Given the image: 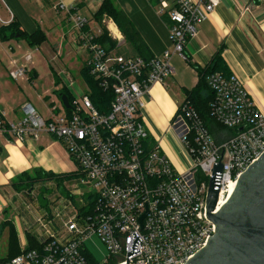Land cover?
Masks as SVG:
<instances>
[{"label": "built area", "instance_id": "2783aa9c", "mask_svg": "<svg viewBox=\"0 0 264 264\" xmlns=\"http://www.w3.org/2000/svg\"><path fill=\"white\" fill-rule=\"evenodd\" d=\"M147 1L167 21L172 48L161 58L115 55L100 42L104 33L115 47L120 42L110 17L104 15L103 28L92 30L76 4L57 0L54 5L67 15L74 43L86 55L88 76L110 100L99 111L88 89L71 96L70 108L62 106L63 116L52 104L49 119L29 103L15 122L0 112V135L23 143L46 133L64 146L75 165L74 175L62 185L49 179L17 193L14 202L9 199L11 206L19 200L15 210L25 219L35 247L0 264H185L215 234V224L205 215L213 164L222 165L215 214L230 184L264 152V114L239 79L219 73L207 78L213 94L209 111L224 130H232L230 135L213 137L192 105L183 101L171 129L190 168L179 173L151 139L141 117L144 98L173 73L172 55L188 60L187 41L196 37L198 25L221 0ZM25 75L26 67L9 73L15 81ZM35 187L45 193L36 195ZM93 235L108 252L100 262L85 254V242Z\"/></svg>", "mask_w": 264, "mask_h": 264}, {"label": "crops", "instance_id": "0c3cea01", "mask_svg": "<svg viewBox=\"0 0 264 264\" xmlns=\"http://www.w3.org/2000/svg\"><path fill=\"white\" fill-rule=\"evenodd\" d=\"M62 1L67 5L76 4L78 13L88 20L92 30L103 28L101 22L94 16L103 0ZM88 1L91 7L88 3L87 11L85 3ZM56 3L57 0H0V28L13 22L21 34L20 36L16 33L5 40L0 38V48H4L6 44L10 47L12 45L19 47L20 40L28 44L26 40L28 36L41 35L44 40L38 46L31 47L38 49L43 44L49 45L55 52L54 55L61 54L69 66L73 62L69 59V55H74L72 51L76 52L79 61V57L83 58L79 68L83 77L82 68L86 55L77 49L67 15L55 10ZM112 4L126 14L131 26L146 44L149 57L161 58L165 51H171L166 18H160L155 14L153 2L115 0ZM117 34H119L120 42L111 49L113 54L127 58L139 56L136 50L125 41L118 27ZM120 49L125 51L124 55L118 53ZM184 52L188 60L184 61L176 54L172 55L170 65L173 73L162 83L155 84L149 95L144 98L145 106L141 112L143 123L152 140H156L155 136L160 137L162 142H159L163 149L166 150L169 146L164 140L166 135L173 137L182 149L171 129L172 120L180 104L186 100L187 93L193 91L198 85L200 78L197 69L206 70L210 67L217 53L220 54L222 62L214 72L239 79L247 89L255 107L264 114V0H221L209 18L198 25L196 37L187 41ZM58 67L60 68L58 70L64 74L63 64L59 63ZM61 73L59 76L54 74L55 84L58 83L57 80H60ZM26 78L30 84H33L32 81L35 78L33 68L30 70L26 68V75L22 79L15 81L9 76L12 82H20L23 85ZM64 88L63 92L58 94L59 106L56 107L54 103H51L59 112L60 109L65 108L60 96L64 93L73 95L65 86ZM78 89L77 95L88 92L85 80L83 86L81 88L78 86ZM18 96L21 97L20 100L8 104L0 97V112L8 122L18 121L23 116L22 106L26 103L36 110L28 95ZM47 111L48 116L44 119H49L52 115L50 107ZM37 171L54 176L66 175L70 178L75 172V165L67 155L64 146L46 133H41L38 140L27 139L23 143L16 142L9 136L0 135V225L3 221H8L12 225L19 252L30 246L29 238L32 239V237L26 233L25 219L16 212L15 203L13 206L9 205V199L14 202L15 196L18 195L11 184L22 174ZM5 229L8 230V228ZM33 243H35L34 240ZM5 258L6 256L0 260Z\"/></svg>", "mask_w": 264, "mask_h": 264}, {"label": "rangeland", "instance_id": "374dc122", "mask_svg": "<svg viewBox=\"0 0 264 264\" xmlns=\"http://www.w3.org/2000/svg\"><path fill=\"white\" fill-rule=\"evenodd\" d=\"M110 1L112 3L115 2V0ZM88 3L91 7L90 1L86 2L85 6H87ZM115 5L118 7L116 3ZM88 9L89 8L87 6L86 10L88 11ZM18 45L19 47L12 45V48L6 44L4 45V48H0V97L3 99V102L8 104L12 103L13 101L20 100L21 97L18 95H28L30 102L36 108V111L43 118H46L48 116L47 108L51 103H54L56 107L59 106L58 94L63 92L65 89L64 86L75 96L77 95L76 91L79 90L78 86L80 88L83 86L84 80L79 71L81 60L83 58L79 57V61L76 57V52L71 50L74 55H69V59L73 60L72 64L69 66L68 63L64 61L61 54L60 56L54 55L55 52L51 50L49 45L47 46L46 44H43L40 46V48L35 49L34 47L29 46L23 40H20ZM127 49L130 50V48ZM123 52L125 51L120 49L118 53L124 55L125 53ZM59 63H62L65 67L62 69L64 74L58 70L60 69L58 67ZM20 67H26L28 70L31 68L34 69L35 78L32 81L33 84H30L28 78L25 79L24 85L20 82H12L9 79V73ZM59 73H61L60 80H57L58 83L55 84L56 78L54 74L59 76ZM63 115L64 111L60 109L59 116ZM155 139V142L157 144L159 143L158 146L161 147V151H163V153L169 158L179 173L190 168V164L188 162L189 160L185 151L179 147V145L174 141L173 137L171 138L170 135H166L164 139L167 141L166 145L167 143L169 145L167 146L168 148L166 147L167 151L162 148L161 143L159 142H162L160 137L155 136ZM40 191L41 189L39 187H35L33 193L39 195ZM19 203V200H16L15 205L18 206ZM8 245V230L4 229L0 234V258L7 255ZM85 254L90 259L96 260L97 262L104 260L108 256L105 246L96 235H93L91 238L86 240Z\"/></svg>", "mask_w": 264, "mask_h": 264}, {"label": "water", "instance_id": "95a60500", "mask_svg": "<svg viewBox=\"0 0 264 264\" xmlns=\"http://www.w3.org/2000/svg\"><path fill=\"white\" fill-rule=\"evenodd\" d=\"M60 100L70 108L65 95ZM221 167L213 164L205 206L215 234L185 264H264V152L239 176L230 197L213 214Z\"/></svg>", "mask_w": 264, "mask_h": 264}, {"label": "trees", "instance_id": "16d2710c", "mask_svg": "<svg viewBox=\"0 0 264 264\" xmlns=\"http://www.w3.org/2000/svg\"><path fill=\"white\" fill-rule=\"evenodd\" d=\"M104 14H106L108 17H111L113 19V21L116 23L117 27L123 34L125 41H127L136 50V52L140 57L144 59L151 58L147 53L146 44L144 43L138 32L131 26L129 19L127 18L126 14L123 11H121L118 8H115L114 5L111 3V1L103 0L98 12L94 16L100 22ZM12 23L13 22L9 23L6 27L0 28V38L2 40L14 36L16 33H19V35L21 36L20 32L15 27V24ZM26 40L30 46H38L44 40V38L41 35H36V36H28ZM100 42L102 44H106L107 49L109 50L114 48L116 44L114 41H112L110 38L106 36V33L103 34V37L101 38ZM221 62L222 60L220 54L217 53V55L211 61V66L209 65L210 67H207L206 70L197 69V73L199 74V78H200L198 85L195 87L193 91L187 93L185 100L188 101L195 109V111L198 113L201 121L203 122L204 126L209 131V133L217 139H219L220 136L224 135V133H226L227 135H230L232 133V130H228V131L224 130V128H222L211 117L209 111V105L210 102L213 100V94L211 93L208 87L207 77L215 73L214 72L215 68L220 66ZM82 70H83L82 74L84 80L86 81L88 89L90 90V95H89L90 99L92 100L94 106L99 111H105L107 109V103L110 100V95L104 94L102 91H100L96 86V84L88 76L87 71L84 69V67L82 68ZM62 95H65L68 101L71 100L70 95L66 93ZM49 179H54L57 184L62 185V182L68 179V176L66 175L54 176L53 174L43 173L40 171L33 172L31 174L24 173L17 180L12 182L11 187L17 193H23V192L26 193L38 183L47 181ZM44 193L45 192L41 190L39 196L41 197ZM5 228H8L9 231L8 253L5 259L9 260L19 255L20 252L18 251L17 248L14 228L8 221H3L0 225V233ZM29 244L30 246L28 247V249L35 247V243H33V240L31 238H29Z\"/></svg>", "mask_w": 264, "mask_h": 264}, {"label": "bare ground", "instance_id": "6f19581e", "mask_svg": "<svg viewBox=\"0 0 264 264\" xmlns=\"http://www.w3.org/2000/svg\"><path fill=\"white\" fill-rule=\"evenodd\" d=\"M113 32H114L115 34H117V32H116V30H115L114 28H113ZM117 35H119V34H117ZM234 187H235L234 184H230L228 195H227V196H221V197H220L219 207H221V206L226 202V200L230 197V195L232 194V192H233V190H234Z\"/></svg>", "mask_w": 264, "mask_h": 264}]
</instances>
